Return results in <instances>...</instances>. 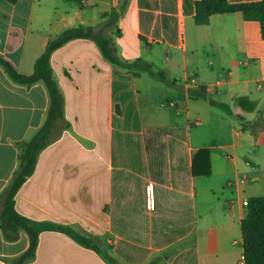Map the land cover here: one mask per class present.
Listing matches in <instances>:
<instances>
[{
    "label": "crops",
    "instance_id": "obj_1",
    "mask_svg": "<svg viewBox=\"0 0 264 264\" xmlns=\"http://www.w3.org/2000/svg\"><path fill=\"white\" fill-rule=\"evenodd\" d=\"M196 1L0 0V52L19 73L64 30L116 10L117 55L175 80L73 39L51 56L54 113L43 81L17 83L0 65V264H242L243 200L264 195V38L241 12L198 24ZM200 86L208 96L190 97ZM33 139L34 169L10 195ZM203 148L211 172L195 178ZM10 206L39 229L27 260L30 231Z\"/></svg>",
    "mask_w": 264,
    "mask_h": 264
},
{
    "label": "trees",
    "instance_id": "obj_2",
    "mask_svg": "<svg viewBox=\"0 0 264 264\" xmlns=\"http://www.w3.org/2000/svg\"><path fill=\"white\" fill-rule=\"evenodd\" d=\"M195 20L198 24L208 23L210 16L216 13L241 12L245 19L257 20L261 25L262 37L264 38V0H256L249 2H230L229 0H197L195 2ZM107 20L99 27H90L78 25L64 30L59 36L50 40L45 51L37 58L35 62V70L30 75L19 73L15 66L0 52V65L9 74V76L17 83L31 85L38 81H43L47 88L51 99L52 111L60 113L62 107V95L58 89L53 76L51 66L52 53L66 44L67 42L77 38H90L95 40L104 56L113 64H116L128 71L138 75L140 71H145L155 77H159L166 81H171L162 72H154L152 64L143 58L134 60H124L116 53L112 35L107 30H113L118 23L119 13L113 10L104 16ZM172 80L171 82H174ZM190 97H207L208 93L204 86L188 88ZM41 143L37 139H33L27 144L22 153L23 162L15 173L10 195L13 194L25 179L32 173L36 163V153ZM200 165V166H199ZM210 169V153L209 149H200L193 163V175L197 176L209 175ZM249 199L248 214L241 222V230L244 246V264H264V195L252 196ZM15 216L18 217L13 207L10 206ZM10 209V210H11ZM20 218V217H18ZM30 231L31 245L27 252L22 256L23 260L34 257L35 249L38 241L39 229L30 227L28 220L20 218ZM85 241V240H84ZM110 260L116 258L108 254Z\"/></svg>",
    "mask_w": 264,
    "mask_h": 264
},
{
    "label": "built area",
    "instance_id": "obj_3",
    "mask_svg": "<svg viewBox=\"0 0 264 264\" xmlns=\"http://www.w3.org/2000/svg\"><path fill=\"white\" fill-rule=\"evenodd\" d=\"M171 104H173V103H171ZM246 179H247V176H244V177L242 178V181H245ZM150 190H151V186L149 187V191H150ZM149 193H150V192H149ZM243 203H244V206L248 208V205H249V199H248V198H245V199L243 200ZM149 206H150V207L153 206V202H152V200H151V197L149 198ZM240 261H241L242 264H244V262H245V257L242 256Z\"/></svg>",
    "mask_w": 264,
    "mask_h": 264
}]
</instances>
